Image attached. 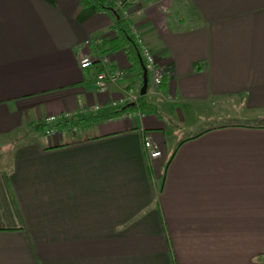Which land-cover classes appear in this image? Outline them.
<instances>
[{
    "label": "crops",
    "instance_id": "1",
    "mask_svg": "<svg viewBox=\"0 0 264 264\" xmlns=\"http://www.w3.org/2000/svg\"><path fill=\"white\" fill-rule=\"evenodd\" d=\"M123 1L165 73L147 78L156 112L9 142L140 81L120 49L107 56L121 77L95 89L109 14L0 0V264H264V0Z\"/></svg>",
    "mask_w": 264,
    "mask_h": 264
},
{
    "label": "built area",
    "instance_id": "2",
    "mask_svg": "<svg viewBox=\"0 0 264 264\" xmlns=\"http://www.w3.org/2000/svg\"><path fill=\"white\" fill-rule=\"evenodd\" d=\"M113 2L115 7L121 12L122 17L128 20L127 11L123 9V0H113ZM130 31L133 35L135 43L139 48L140 58L143 61L144 68L147 72V77L150 79L153 86L159 87L163 83L165 73L158 64L156 55L150 49V47L144 43L143 39L136 34L134 28L130 27ZM88 44H90V41H87L85 43V45ZM96 62L99 66V69L95 75L94 86L98 92L103 93L108 91L110 85L121 77V73L112 69L107 55H100ZM94 63L95 62H93L88 56L79 55L78 57V65L82 70L91 68ZM141 86L142 82L140 81L137 83V86L134 88L133 92L131 91L132 93L127 95V98L113 101L109 104V107H117L125 104H135L140 97ZM101 108L103 107L84 106L75 112H64L60 115L48 116L42 122L46 126L44 135L48 138L58 137L62 133V130H60V128L58 127L59 123L72 121L78 117L94 115ZM70 131L72 133H75L76 128H71ZM143 149L144 153L150 160L162 156L161 150H159L158 147L155 146L149 138H144Z\"/></svg>",
    "mask_w": 264,
    "mask_h": 264
},
{
    "label": "trees",
    "instance_id": "3",
    "mask_svg": "<svg viewBox=\"0 0 264 264\" xmlns=\"http://www.w3.org/2000/svg\"><path fill=\"white\" fill-rule=\"evenodd\" d=\"M82 7H93L96 12H105L113 18V29L117 33V37L108 43V45L100 44L98 48L100 49V55L106 56L110 53H114L118 50H123L127 53L129 60L132 63V67L137 69V78L142 82V69L139 62L140 52L133 35L130 31V25L128 21L124 19L121 12L115 7L113 0H79ZM123 9H127V1L122 2ZM141 59V58H140ZM141 63L143 61L141 59ZM134 110L139 113L149 114L155 113L156 108L150 105L146 100V95L140 96L135 104H125L117 107H103L94 115L78 117L72 121H65L59 123L58 127L60 130H70L71 128H76L81 125H85L90 122H96L99 120L111 119L120 115L128 113V110ZM46 126L40 122L38 124H28L24 128H20L16 131L17 139L31 138L32 136H42L45 137Z\"/></svg>",
    "mask_w": 264,
    "mask_h": 264
},
{
    "label": "rangeland",
    "instance_id": "4",
    "mask_svg": "<svg viewBox=\"0 0 264 264\" xmlns=\"http://www.w3.org/2000/svg\"><path fill=\"white\" fill-rule=\"evenodd\" d=\"M186 133L187 132H185V131H183V130H181V132L179 133V135H180V137H181V139H183V137H185V135H186ZM18 135H16V136H9V138L7 139V141H12L14 138H16ZM67 137H75V138H78L79 137V134L78 133H75L74 135H73V133H71V134H69V135H67ZM29 140V139H28ZM27 139H22L20 142H22V141H28ZM39 140L40 141H46V140H48V137H42V136H40V138H39ZM241 180H243V178H241ZM240 189L242 190V188L240 187ZM243 194H247L246 192H242ZM260 257V259H262V260H264V254H262L261 256H259ZM256 259H257V257H256Z\"/></svg>",
    "mask_w": 264,
    "mask_h": 264
},
{
    "label": "water",
    "instance_id": "5",
    "mask_svg": "<svg viewBox=\"0 0 264 264\" xmlns=\"http://www.w3.org/2000/svg\"><path fill=\"white\" fill-rule=\"evenodd\" d=\"M139 62L141 64V69H142V86L140 89V96H144L146 95L147 92V87H148V77H147V72L144 68V66L141 63V59L139 58Z\"/></svg>",
    "mask_w": 264,
    "mask_h": 264
}]
</instances>
